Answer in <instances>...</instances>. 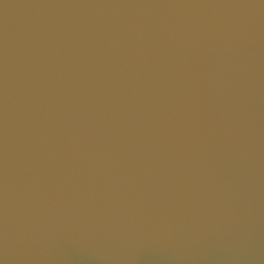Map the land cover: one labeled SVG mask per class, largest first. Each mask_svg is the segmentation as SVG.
Masks as SVG:
<instances>
[{
    "label": "water",
    "instance_id": "1",
    "mask_svg": "<svg viewBox=\"0 0 264 264\" xmlns=\"http://www.w3.org/2000/svg\"><path fill=\"white\" fill-rule=\"evenodd\" d=\"M0 264H264V0H0Z\"/></svg>",
    "mask_w": 264,
    "mask_h": 264
}]
</instances>
